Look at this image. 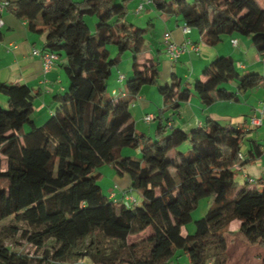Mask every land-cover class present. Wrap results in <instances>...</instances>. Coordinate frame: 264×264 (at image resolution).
Wrapping results in <instances>:
<instances>
[{"label": "trees", "instance_id": "1", "mask_svg": "<svg viewBox=\"0 0 264 264\" xmlns=\"http://www.w3.org/2000/svg\"><path fill=\"white\" fill-rule=\"evenodd\" d=\"M3 1L30 31L45 34L40 51L62 57L69 86L54 96V113L38 125L32 88L0 84V223L13 218L9 230L35 247L20 251L0 243V264H171L178 251L190 264H228L233 222L251 245L264 248V173L250 181L254 186L235 179L238 167L263 154V145L251 139L243 160L242 127L211 118L190 131L173 124L191 97L188 82L184 86L174 73L159 84V62L143 54L147 30L126 21L130 0ZM150 1L157 11L199 30L209 45L240 33L264 55V7L258 0ZM91 15L98 18L94 29L87 23ZM108 44L117 47L115 57ZM126 51L134 55L133 75L127 93L113 99L107 96L108 80ZM229 81L243 93L262 86L264 77L241 73L231 55H220L194 88L207 105L238 100L225 87ZM150 84H159L165 101L155 115L154 135L138 131L130 110ZM186 142L191 147L181 151ZM134 147L141 157L129 150ZM104 163L130 176L141 204L103 193L95 171ZM210 196L213 205L195 221V232L185 233L199 201ZM148 229L146 236L129 240Z\"/></svg>", "mask_w": 264, "mask_h": 264}, {"label": "rangeland", "instance_id": "2", "mask_svg": "<svg viewBox=\"0 0 264 264\" xmlns=\"http://www.w3.org/2000/svg\"><path fill=\"white\" fill-rule=\"evenodd\" d=\"M79 1V0H76ZM259 3L264 7V0H258ZM143 5L140 8V5ZM140 8V10H139ZM87 23L91 29H94L98 18L96 15L87 16ZM126 21L130 24H134L136 27H140L142 29H146V54H148L149 50L156 61L159 62L160 67V78L159 84L163 85L166 80L171 81L174 74L171 70L177 69L178 75L177 77L180 79L184 86L186 82L189 81L188 87L190 88L191 95H195V99H198L202 102L201 98L195 91V82L202 76V72L205 67H199L197 71H193L191 62L188 60L186 56H183L179 59H173L168 51L167 43L164 39V33L170 32V26L175 25L174 20H170L168 16L164 13L157 11L155 8L151 7L150 2L147 0H130L127 2V16ZM172 26V27H173ZM171 33V32H170ZM237 36L245 37L249 41V50L250 54L246 57H243L244 64H250L253 60V56L255 57L260 53L254 48L252 45V38L240 33H235ZM178 45H184L178 43ZM107 48L110 51V56L115 57L117 55L118 49L113 44H108ZM261 57L264 55L261 54ZM246 58V59H245ZM134 63V55L130 51H126L123 55L120 63L113 67L112 75L108 80V88H107V96L110 98H117L122 96V90L126 88L128 79L133 75V66ZM173 68V69H172ZM238 71L241 73H245V71L238 68ZM252 71V69H251ZM250 71V72H251ZM120 74H124L126 78L119 80ZM118 75L119 83L115 84L116 77ZM159 84H150L145 85L141 90V95L143 99H146L148 102H152V109L155 108L158 103L159 98L161 97L159 93ZM112 85L116 86L117 91L115 93L112 92ZM225 87L228 88L229 91L237 92V83L236 81H229L225 84ZM255 89V88H254ZM251 91V89L249 90ZM246 92L238 93V100L233 101H223V102H214L213 112L218 114L219 116H226L228 119H221L220 121L216 119L218 122L222 123L228 127L237 128L240 124L241 127L246 126V116L251 112V106L254 104V101H250L253 95L246 96ZM247 97V98H246ZM250 98L248 102L246 100ZM2 103H4V100ZM137 98H134L130 104L132 108L133 105L137 102ZM143 102V101H142ZM184 103V102H183ZM182 103V104H183ZM203 103V102H202ZM204 107H207V104H204ZM206 118V114L204 115ZM33 117L36 119L38 125L43 124L46 120L41 119L40 117ZM145 117V116H144ZM143 117V119H144ZM223 118V117H222ZM228 120V121H227ZM232 122V123H231ZM158 126V120H152L151 123H145V121L141 122L138 125L139 130L147 131L149 134L154 135L155 130ZM260 127L255 128L254 130H249L246 133V138L242 141L241 144V153L243 155V160H247L248 150L250 147L251 139H259L258 142L261 143L264 149V136L262 138L257 137V133H259ZM191 147L189 142L184 143L180 146L181 151H187ZM129 150L133 151L136 156L141 157L140 149L138 147L129 148ZM6 164L4 163V167ZM95 173H101V176L98 179V183L102 186L103 193L110 198L112 197L117 200L123 198L127 203H133L136 199L138 200V204L143 202V198L140 193L131 188V178L127 173L120 174L116 171V169L109 163H104L100 165ZM264 173V152L263 154L257 158L252 160L251 162L245 163L243 166L238 167L235 171V179L240 184V186H254L255 182L251 183L247 181L245 175H249L254 179H258ZM214 197H206L202 198L199 201L198 206L194 209L192 213V221L188 223L183 231L185 233H193L196 230L195 221L199 218L203 217L209 208L213 205ZM93 216H96L95 209H91ZM16 224L13 218L7 219L5 222L0 223V243H4L9 246L13 250L20 251H35V247H32L25 243L22 240L20 233H13L9 230V228ZM238 224V223H237ZM19 226L22 229L29 228L27 224L21 223ZM231 232L227 233L228 240V253H229V261L228 264H261V256L264 254V248L257 245H251L243 236L242 233L239 232L238 226L236 222L230 227ZM150 229L143 231L138 235H133L129 237L130 241L138 240L148 233H150ZM245 239V240H244ZM261 254L260 256L257 254ZM171 264H190L188 256L182 251H178L176 256L172 259Z\"/></svg>", "mask_w": 264, "mask_h": 264}, {"label": "crops", "instance_id": "3", "mask_svg": "<svg viewBox=\"0 0 264 264\" xmlns=\"http://www.w3.org/2000/svg\"><path fill=\"white\" fill-rule=\"evenodd\" d=\"M147 1L150 2L151 7L154 8L153 3L150 0ZM168 18L175 22L174 26L169 24L172 40L176 43L187 45L188 49L181 57L186 56L188 58L194 68V72L197 71L199 67L207 66L217 56L231 55L236 61L239 69L245 72L251 71L252 69V71L264 77V57H261V54H257L255 57L253 56V60L250 64H244L242 62V55L247 57L250 54L249 41L247 38L234 34L232 36H226L224 40L217 45H209L203 41L202 33L199 30L191 28L190 32L185 33L183 31L184 22L182 20H177L169 16ZM0 20L3 21V23L0 24V84L6 82L26 84L31 87L36 93L34 100V116L40 117L41 119H45L46 117L47 119L56 109L54 96L67 91L69 86L64 69V61L62 57H60L54 62L52 68L46 71L41 56L33 53L36 49H43L45 34L30 31L27 22L18 18L7 7L0 6ZM233 39H237V44L232 42ZM194 46H197L198 49H195ZM143 54L145 58L155 59L151 50H149L148 54H146V52ZM171 71L176 75L179 73L177 69ZM116 83H119L118 75L115 80V84ZM117 89L116 86L112 85L113 93H115ZM126 93L127 86L122 90V94ZM245 95H253L255 97L251 100L250 98L246 100V102L249 100L254 101V104L251 106L250 114L245 118L246 126L242 128L248 132L250 129L254 130L260 127V132L257 133V137L262 138L264 136V125L253 126L251 124V117L258 107H264V82L262 86L247 91ZM160 96L158 103L153 109L151 106L152 102H147L146 99H143L141 94L137 97L138 101L133 107H130L138 131H142L139 130L138 125L144 121L143 117L146 114L152 113L156 115L159 109L164 107V98L162 95ZM223 101L225 100L217 102ZM212 104L204 107L203 103L195 99V95L193 94L188 101H185L181 105L178 114L173 117L172 122L179 128L190 131L195 127L205 125L208 118H217L218 121L221 119H228L226 116H219L213 112ZM205 114L207 115L206 118L204 116ZM238 127H241L240 124ZM143 132L148 133L147 131ZM256 140L258 141L259 139ZM250 179H253V177ZM110 197H112V194ZM236 225L238 226L239 224L236 223ZM257 255H259V253Z\"/></svg>", "mask_w": 264, "mask_h": 264}, {"label": "built area", "instance_id": "4", "mask_svg": "<svg viewBox=\"0 0 264 264\" xmlns=\"http://www.w3.org/2000/svg\"><path fill=\"white\" fill-rule=\"evenodd\" d=\"M6 4H7V1H0L1 7H5ZM142 7H143V5H140V8H142ZM140 8H139V10H140ZM2 23H3V21L0 20V24H2ZM190 30H191V28L187 24L183 25V31L185 33L190 32ZM164 39L167 43L168 51H169L170 55L175 60L180 58L181 55L184 52H186L188 49L187 45H178V43L173 41L170 32L164 33ZM232 42L234 44H237V39H233ZM194 48L198 49L197 46H194ZM33 53L41 56V58L43 60L44 69L46 71L50 70L52 68L54 62L56 60H58V58H59L56 53L50 52V51L42 52V51L36 49V50H34ZM122 79H124V74H120V76H119V80L122 81ZM154 119H155V115L152 113H148L144 117V121L147 123L151 122ZM251 124L253 126L264 125V107H258L256 109V112L251 117ZM249 181H253V179H249Z\"/></svg>", "mask_w": 264, "mask_h": 264}]
</instances>
